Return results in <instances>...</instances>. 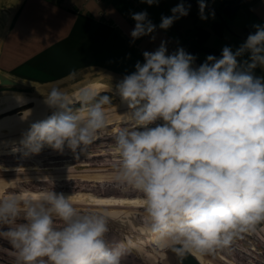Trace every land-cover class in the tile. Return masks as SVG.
Listing matches in <instances>:
<instances>
[{
  "label": "clouds",
  "instance_id": "9594fccd",
  "mask_svg": "<svg viewBox=\"0 0 264 264\" xmlns=\"http://www.w3.org/2000/svg\"><path fill=\"white\" fill-rule=\"evenodd\" d=\"M190 8L176 5L159 27L167 30ZM199 8L206 20L205 0ZM131 15L133 39L155 31L146 11ZM254 27L235 52L226 46L221 58L209 55L199 67L183 48L169 55L162 41L116 85L130 111L114 135L113 179L143 195L148 231L179 264L194 251L228 248L264 222V76L254 75L264 68V26ZM245 53L250 61L239 62ZM75 102L83 107L74 110ZM44 103L52 114L31 123L13 152L39 154L47 146L84 154L108 127L109 95L85 89L73 98L52 86ZM109 220L106 211L78 209L54 187L39 197L0 198V223L15 224L4 235L18 264H122V248L106 240Z\"/></svg>",
  "mask_w": 264,
  "mask_h": 264
},
{
  "label": "crops",
  "instance_id": "0c3cea01",
  "mask_svg": "<svg viewBox=\"0 0 264 264\" xmlns=\"http://www.w3.org/2000/svg\"><path fill=\"white\" fill-rule=\"evenodd\" d=\"M180 3L191 5L189 14L161 29L162 16H171ZM205 3L206 20L201 19L199 0H159L153 5L145 0H0V78L48 85L70 78L73 71L100 70L122 80L136 71L137 62H145V51L155 52L162 41L169 55L183 48L196 57L193 67H199L209 55L221 58L226 46L235 52L255 33V25L264 26V0ZM228 4L235 13L224 11ZM144 11L156 29L133 39L136 21L131 14ZM197 31L203 34L188 47L185 42ZM246 60L250 53L238 58ZM254 75L264 76V68L257 66Z\"/></svg>",
  "mask_w": 264,
  "mask_h": 264
},
{
  "label": "rangeland",
  "instance_id": "374dc122",
  "mask_svg": "<svg viewBox=\"0 0 264 264\" xmlns=\"http://www.w3.org/2000/svg\"><path fill=\"white\" fill-rule=\"evenodd\" d=\"M4 81L11 85H4ZM120 81L100 70L81 72L48 85L27 86L0 78V152L5 151L0 154V164L5 166L0 167V198L39 197L54 187L57 193L72 196L74 204L82 211H106L109 214L106 240L111 246L122 248V264H179L176 253L158 243L157 237L148 231L141 203L143 195L119 186L113 179L116 173L112 164L117 159L114 135L124 126L126 113L130 111L128 103L116 90ZM52 86L73 98L85 89L109 95L112 104L105 107L108 127L84 154L73 153L67 148L61 154L47 146L39 154L26 156L25 150L13 152V142L18 144L23 135L19 133L26 132L31 123L52 114L53 110L44 103V95ZM72 107L75 110L83 105L75 102ZM29 109L32 110L30 116ZM156 123L163 124V121ZM21 127L23 131H18ZM9 128L14 132L3 135ZM29 159L33 161H27ZM19 164L25 165L13 169L7 167ZM20 222L19 219L16 221ZM61 224L57 220V225ZM14 226L13 223H0V264H18L17 251L10 238L4 235ZM183 264H264V222L254 231L241 234L228 248L186 254Z\"/></svg>",
  "mask_w": 264,
  "mask_h": 264
},
{
  "label": "bare ground",
  "instance_id": "6f19581e",
  "mask_svg": "<svg viewBox=\"0 0 264 264\" xmlns=\"http://www.w3.org/2000/svg\"><path fill=\"white\" fill-rule=\"evenodd\" d=\"M26 103H27V102H26ZM24 105H25V104H24ZM24 105H23V106H24ZM7 109H8V108H7ZM16 128H17V127H16ZM21 128H22V127H21ZM23 128H24V126H23ZM23 128H22V129H18V131H23ZM13 130H14V129L9 128V129H7V130H4V132H3L2 134L4 135V134H7V133H9V132H14ZM16 132H17V130H16ZM19 134H23V132H22V133H19ZM19 139H20V138H19ZM19 139H18V140H19ZM16 140H17V139H16ZM2 143H3V142H2ZM9 144H10V143H9ZM4 146H5V145H4ZM4 146H2V147H4ZM6 147H7V146H6ZM5 149H8V148H5ZM2 151H4V149L1 150L0 154L3 153ZM4 152H5V151H4ZM46 154H47V153H46ZM4 156H5V155H4ZM6 156H7V155H6ZM27 161L31 162V161H33V160L29 159V160H27ZM26 164H27V163H26ZM21 165L23 166V165H25V164H19V165H16V166H12V165L9 166V165H8L7 167H10V168L13 169V168H16V167H20ZM3 166H4V165H1V164H0V167H3ZM4 167H5V166H4Z\"/></svg>",
  "mask_w": 264,
  "mask_h": 264
},
{
  "label": "trees",
  "instance_id": "16d2710c",
  "mask_svg": "<svg viewBox=\"0 0 264 264\" xmlns=\"http://www.w3.org/2000/svg\"><path fill=\"white\" fill-rule=\"evenodd\" d=\"M203 31L199 32L197 31L196 34H193V36L189 37L188 40L185 42L188 47H192L193 44H196L198 41V36L196 35H202Z\"/></svg>",
  "mask_w": 264,
  "mask_h": 264
},
{
  "label": "water",
  "instance_id": "95a60500",
  "mask_svg": "<svg viewBox=\"0 0 264 264\" xmlns=\"http://www.w3.org/2000/svg\"><path fill=\"white\" fill-rule=\"evenodd\" d=\"M235 6L234 5H230V4H228L225 8H224V11L225 12H227V13H231V14H233V13H235ZM221 16V19H223L222 21H224V18H223V15H220ZM3 81V80H2ZM6 81H4V83H5ZM7 83V82H6ZM8 83H10V82H8Z\"/></svg>",
  "mask_w": 264,
  "mask_h": 264
},
{
  "label": "built area",
  "instance_id": "2783aa9c",
  "mask_svg": "<svg viewBox=\"0 0 264 264\" xmlns=\"http://www.w3.org/2000/svg\"><path fill=\"white\" fill-rule=\"evenodd\" d=\"M227 2H230V1H232V0H226Z\"/></svg>",
  "mask_w": 264,
  "mask_h": 264
}]
</instances>
